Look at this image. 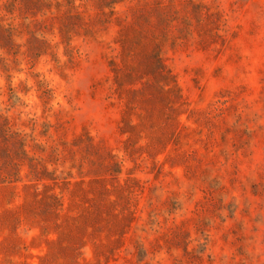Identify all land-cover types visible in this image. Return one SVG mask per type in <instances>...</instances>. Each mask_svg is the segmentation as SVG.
Here are the masks:
<instances>
[{
  "label": "rangeland",
  "instance_id": "1",
  "mask_svg": "<svg viewBox=\"0 0 264 264\" xmlns=\"http://www.w3.org/2000/svg\"><path fill=\"white\" fill-rule=\"evenodd\" d=\"M0 264H264V0H0Z\"/></svg>",
  "mask_w": 264,
  "mask_h": 264
},
{
  "label": "trees",
  "instance_id": "2",
  "mask_svg": "<svg viewBox=\"0 0 264 264\" xmlns=\"http://www.w3.org/2000/svg\"><path fill=\"white\" fill-rule=\"evenodd\" d=\"M159 74L162 75V73H160V72H159ZM128 128H129V129H135L136 127H135V126H130V125H128ZM35 197H37V196H35Z\"/></svg>",
  "mask_w": 264,
  "mask_h": 264
}]
</instances>
